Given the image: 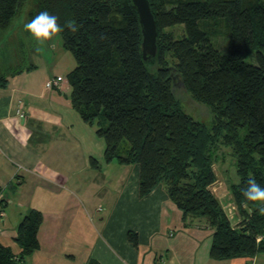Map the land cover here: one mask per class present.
<instances>
[{
	"label": "trees",
	"instance_id": "trees-1",
	"mask_svg": "<svg viewBox=\"0 0 264 264\" xmlns=\"http://www.w3.org/2000/svg\"><path fill=\"white\" fill-rule=\"evenodd\" d=\"M25 1L0 0V28ZM36 1L31 19L47 10L63 28V46L75 59L66 74L71 105L104 139L105 162L138 164L139 197L162 185L184 218H206L213 228L210 258L264 252V202L242 194L250 177L264 187V0H149L158 34L156 54L147 60L129 0ZM178 25L181 37L164 31ZM220 32L228 36L225 53L211 42ZM252 51L256 64L245 61ZM5 81L0 76V85ZM176 83L209 108L210 124L178 103ZM218 145L231 148L234 159L235 224L210 189ZM91 164L98 166L92 158ZM41 223L39 210L25 214L14 236L20 251L0 243V264H18L35 251ZM128 239L137 246L135 232Z\"/></svg>",
	"mask_w": 264,
	"mask_h": 264
},
{
	"label": "crops",
	"instance_id": "crops-1",
	"mask_svg": "<svg viewBox=\"0 0 264 264\" xmlns=\"http://www.w3.org/2000/svg\"><path fill=\"white\" fill-rule=\"evenodd\" d=\"M57 75L54 88L45 85L51 73L38 78L33 69L0 85V243L18 254L19 221L42 213L38 248L18 264H264V252L210 258L213 228L204 217L184 218L163 186L139 197V165L105 162L104 139Z\"/></svg>",
	"mask_w": 264,
	"mask_h": 264
},
{
	"label": "rangeland",
	"instance_id": "rangeland-1",
	"mask_svg": "<svg viewBox=\"0 0 264 264\" xmlns=\"http://www.w3.org/2000/svg\"><path fill=\"white\" fill-rule=\"evenodd\" d=\"M37 9L36 0H26L19 6L10 24L5 28H0L1 77H5L11 72H20L26 69H33L34 73L38 74V78L45 72L51 73L53 76H57V74L66 75L75 66V59L63 46L59 32L43 44H37L25 31L23 25L32 20L31 13L35 14ZM164 31L171 32L174 37L183 35V29L180 25L166 28ZM211 42L222 53L227 52L228 36L224 32H220L212 38ZM245 61L256 64L255 52L248 53ZM148 69L153 72L155 66L148 64ZM174 92L176 100L186 112L206 124L211 123L212 115L209 108L194 101L183 89L182 84L176 83ZM216 147V159L213 166L216 179L211 184L210 189L222 200V207L234 223L236 217L240 218L229 188L231 182H237L234 159L231 155V148L223 145Z\"/></svg>",
	"mask_w": 264,
	"mask_h": 264
},
{
	"label": "clouds",
	"instance_id": "clouds-1",
	"mask_svg": "<svg viewBox=\"0 0 264 264\" xmlns=\"http://www.w3.org/2000/svg\"><path fill=\"white\" fill-rule=\"evenodd\" d=\"M23 27L37 44H43L56 33L63 31L62 26L57 24V17L50 14L47 10L40 11ZM67 27L72 32H76L78 29L75 21H68ZM242 194L249 201L264 202V187H261L254 177H250L247 180V187L242 189ZM260 212L264 214V207L260 208Z\"/></svg>",
	"mask_w": 264,
	"mask_h": 264
},
{
	"label": "water",
	"instance_id": "water-1",
	"mask_svg": "<svg viewBox=\"0 0 264 264\" xmlns=\"http://www.w3.org/2000/svg\"><path fill=\"white\" fill-rule=\"evenodd\" d=\"M136 11L141 31L142 58L147 60L156 54L157 26L149 0H129ZM183 85V83H181Z\"/></svg>",
	"mask_w": 264,
	"mask_h": 264
},
{
	"label": "built area",
	"instance_id": "built-area-1",
	"mask_svg": "<svg viewBox=\"0 0 264 264\" xmlns=\"http://www.w3.org/2000/svg\"><path fill=\"white\" fill-rule=\"evenodd\" d=\"M63 80L62 76H53L51 78H49L46 82V87L48 88H54V87H58L60 85V82ZM22 115V114H21ZM2 187V186H1ZM1 187H0V200L4 201L5 199V196L1 190ZM2 210H1V207H0V216H2Z\"/></svg>",
	"mask_w": 264,
	"mask_h": 264
}]
</instances>
